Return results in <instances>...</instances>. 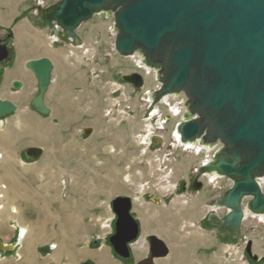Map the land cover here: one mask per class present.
<instances>
[{
  "label": "water",
  "instance_id": "water-1",
  "mask_svg": "<svg viewBox=\"0 0 264 264\" xmlns=\"http://www.w3.org/2000/svg\"><path fill=\"white\" fill-rule=\"evenodd\" d=\"M36 12L55 36L60 33L69 41L76 39L84 22L112 13L115 52L121 57L138 53L146 68L157 70L161 87L154 92L151 107L170 94L186 96L187 113L176 128L180 143L220 145L213 160L197 168L191 184L200 190L198 180L213 174L231 182L214 201L207 220L236 238L245 211L264 215V193L258 183L264 178V0H60L47 8L36 7ZM8 58V49L0 47V62ZM24 67L36 80L37 94L30 107L49 117L45 96L54 65L41 57ZM121 80L137 90L144 86L137 73ZM16 111L14 104L0 100V118ZM42 151L30 147L24 156L37 160ZM132 205L128 197L111 203L116 220L108 242L122 259L130 257L131 246L139 239ZM215 210L226 211L224 218L219 219ZM146 242L149 253L139 264L168 256L163 241L149 236Z\"/></svg>",
  "mask_w": 264,
  "mask_h": 264
},
{
  "label": "rangeland",
  "instance_id": "rangeland-1",
  "mask_svg": "<svg viewBox=\"0 0 264 264\" xmlns=\"http://www.w3.org/2000/svg\"><path fill=\"white\" fill-rule=\"evenodd\" d=\"M58 1L60 0H45V5L41 8L50 7ZM36 3L37 0H0V22L10 26L8 29H0V45L7 48L12 39L13 28L27 19L33 29L42 32L46 38L48 36V42L55 41L45 53L54 61L56 68L54 73L58 84L49 91L48 105L57 113L45 119L44 137L41 133L39 137L35 135L30 139V146L43 150L35 163L45 166L44 180L55 179L58 183V194L62 200L61 218L42 221L46 236L55 235L61 237L62 242H69L76 235L77 240L85 238L84 235L89 231L80 234L81 228L93 227L97 232L94 227L96 225L89 224L88 218L104 216V206L108 201L129 196L133 191L130 184L136 185L141 180L154 181L152 169L159 163L156 157H161L163 162L170 161L167 165L175 164L172 171L176 193L183 189L190 198L194 197L190 206L182 208L185 211H199L200 223L197 228H201L203 235L210 236L208 243L191 249L190 254L196 259L193 264H209L207 259L211 257L218 258L210 264H264V257L260 259L252 251L253 240L246 241L253 234L254 240L258 242L257 246L264 247V225L254 221L256 215H249L243 220V228L236 238L212 226L207 220L208 211L202 217L204 207L213 205L216 198L229 189V180L218 178L213 184L210 180L205 182L206 176H203L201 189L196 191L191 188L197 168L204 164L202 162L205 155L193 156L181 152L180 147L173 145L174 140L170 139L169 133L178 121V116L167 114L165 107H160L162 117L165 116L162 121L152 116L153 108L146 106L145 98L149 92L147 90L152 89L157 81L150 77V71L145 72L139 64L140 56L123 58L115 52L113 14L103 12L95 15L81 24L75 32L76 39L69 41L60 33L55 36L42 24L41 17L36 12ZM70 50L76 56H69ZM85 50L89 51L88 54H84ZM132 73L143 77L142 89L137 90L121 80V77ZM61 99L68 102L58 103ZM182 100L181 97H175L168 103L181 105L184 103ZM182 121L184 119L176 125ZM30 122L37 130V121ZM89 129L91 131L84 135V130ZM115 136L121 138L120 141ZM140 136H146L148 140L138 146L135 142H138ZM109 146H113L116 152L111 149V154H107ZM24 151L19 156V161L31 163L33 160L27 159ZM109 159L113 160V168L110 170L107 167ZM134 162L133 167L131 164ZM163 168L162 165V170ZM129 174L130 184L124 182L125 175ZM60 181H64L65 185L59 186ZM169 202L170 200H164L165 204ZM56 206L55 210L58 209ZM217 211V217L223 216L221 210ZM246 248H250L255 258L248 256ZM204 257L206 262H203Z\"/></svg>",
  "mask_w": 264,
  "mask_h": 264
},
{
  "label": "crops",
  "instance_id": "crops-1",
  "mask_svg": "<svg viewBox=\"0 0 264 264\" xmlns=\"http://www.w3.org/2000/svg\"><path fill=\"white\" fill-rule=\"evenodd\" d=\"M9 27L8 23L0 22V29ZM10 41L7 47L9 61L0 62V100L11 102L17 111L0 118V264H139L148 256L146 240L149 236L163 241L169 251L167 257L154 259L153 264H193L196 259L190 254L191 249L208 243L210 239V236L207 235V238L202 234L200 227L197 228L200 223L199 211H185L182 208L190 206L194 197L190 198L183 189L179 194L175 188L170 194L164 190L160 193L149 185L141 191L137 186L143 180L136 186L130 184L133 191L126 196L133 200L131 214L139 225V239L131 246L129 259L115 255L108 242L115 218L111 200L104 206V216L88 218L89 224L96 225L97 232L93 227L81 228L79 233L89 231L84 235L85 238L77 240L75 233V238L69 242H62V238L55 235L46 236L42 221L57 220L62 216L58 183L55 179L44 180L45 166L35 163L38 159L24 163L23 160L19 161V156L24 149L33 147L30 146L31 137H39L41 133L44 137L47 118L38 115L30 107V102L37 94L36 80L24 65L29 60L47 57L55 71L54 61L45 53L52 48V44L48 42V36L46 38L42 32L33 29L28 19L13 28ZM68 55L76 56L73 50ZM52 78L45 96L51 115L57 113L48 105L49 91L58 84L54 72ZM15 83L21 85L18 90L13 88ZM59 84L58 89L61 88ZM67 102L63 99L58 101ZM31 120L37 121V130L31 126ZM109 148L107 154H111ZM136 162L131 165L134 167ZM155 172L161 171L157 169ZM62 184L64 186L65 182L60 181L59 186ZM64 190L65 187L62 192ZM164 200H170L169 204H165ZM203 210L202 217L207 215V206ZM30 219L33 220L29 222ZM21 230L24 231L22 234ZM217 258L211 257L207 261L210 264ZM203 262H206L205 257Z\"/></svg>",
  "mask_w": 264,
  "mask_h": 264
},
{
  "label": "bare ground",
  "instance_id": "bare-ground-1",
  "mask_svg": "<svg viewBox=\"0 0 264 264\" xmlns=\"http://www.w3.org/2000/svg\"><path fill=\"white\" fill-rule=\"evenodd\" d=\"M115 34H116V31H115ZM135 56H137V57L140 56L139 64L142 66V68L145 70V72L150 71V73H149V74H151L150 77H152L153 79H155L157 81L156 85L152 89H148L147 90L149 92H148V95L146 96V98L144 97L145 98V102H147L146 106L149 107V106H151L152 96H153L154 92L157 91L158 89H160V87H161V82L159 80V75H158L157 71L151 70L150 68H146V66H145V64L143 62V58H142L141 55H139L137 53V54H135L132 57H135ZM123 58H126V57H123ZM175 97H178V98L181 97L183 99L182 101L184 103H181V105H179L178 103H168L169 100H173V99H175ZM186 102H187V98H186V96L184 95L183 92H180V93H177V94L167 95L158 104H156L155 106L151 107V108H153V112H151L152 116L155 117L158 121H162L165 118V116L163 115L164 117H162L163 111L161 110L160 107H165L164 111L165 112L167 111L168 112V113L166 112L167 114H170L173 117L174 116H178V121L175 122V125H176V123L180 122L182 119L185 118V114L187 113V106H185ZM166 105H168L167 106L168 109H167ZM169 109H171V110H169ZM150 111H151V109H150ZM175 125H173V128L170 131L169 135H170V139L174 140V144L173 145L180 147V151L181 152L188 153V154H191L193 156L197 155V157L199 155H200L199 157H201V155H205L204 161L202 163L208 164L209 162H211L213 160L214 156L220 151L219 143H216L214 145H210V144H203L201 141H195V142H192V143L181 144L180 140H179V136L176 133L177 125H176V127H175ZM165 127H166V125L164 126L163 130L165 129ZM147 140H148V137L140 136V139L138 140V142H135V143H136V145L139 146V144L142 145V144H144L143 142H147ZM111 149L116 152V150L113 147H110L109 151H108L109 153L111 152ZM142 149H143V146H142ZM166 156H168V155H166ZM156 158H158L156 161L159 162V163H158V165L156 167L155 166H154V168L152 167L153 169H152V174H151V176L153 175V177H155V180L154 181H145V182L142 181L143 183H140L137 187H138L139 190L142 191L143 189L145 190V188H147L148 185H149V186L155 187L157 192L161 193L162 190H164V192H167V193L170 194L171 191L174 190V188H175V181H174V178H173L174 175H173V171H172L173 167H175V164L173 165L171 163L172 165L171 164L167 165L168 162H170V161H164L163 162V159L161 157H156ZM162 165L164 166V168H163L164 172L163 173H162V171H163L162 170ZM108 167H109V170H110V168H113V160L109 159ZM129 168H130V166L128 168H125V170L126 169L128 170ZM154 169L155 170L159 169V171H161V172L156 174ZM217 179H218V177L215 174H213V175H210V176H206V178L204 180H205V182L207 180L208 181L210 180V182L212 181V182H214L213 184H215V182H217ZM147 180H149V179H147ZM204 180L202 179V181H204ZM198 181L201 182V179H199ZM124 182L128 183V184L131 183L130 182V174L129 175H125ZM229 183H230V187H231V182L229 181ZM258 183L260 184V187H261V189H262V191L264 193V178L259 179ZM246 201H248V199L243 201L242 208L245 207V205L247 203ZM214 209H215L214 205L207 206V210H208L209 213H211ZM215 211H216V213L219 214V212L217 210H215ZM221 213H223L224 216H225L226 211L225 212H221ZM249 215H252V214H250L247 211H245L244 220H245V218H248ZM254 221L260 223L261 225H264V215H257L254 218ZM241 228H243V224H241ZM255 232L256 231H254V234H256ZM252 235H251L252 238L251 237L247 238L246 241L249 242L250 240H253V242H254V245H253L254 249L253 250H254L255 253L258 254V256L260 258L262 255H264V247H263V245H262V248L257 246L258 242L254 240L255 239V238H253L254 235L253 236ZM236 256H237V254H236Z\"/></svg>",
  "mask_w": 264,
  "mask_h": 264
},
{
  "label": "flooded vegetation",
  "instance_id": "flooded-vegetation-1",
  "mask_svg": "<svg viewBox=\"0 0 264 264\" xmlns=\"http://www.w3.org/2000/svg\"><path fill=\"white\" fill-rule=\"evenodd\" d=\"M0 47H2V45H0ZM157 141H159V140H157ZM160 142V141H159ZM220 211V210H219ZM222 212H225L224 210H221ZM223 216H221V217H219V219H223L224 218V214H222ZM115 220H116V218H114V223H115ZM114 223H113V225H112V232H111V235L110 236H112L113 234H114ZM220 230H222V231H224V232H226V233H229L227 230H225V229H222V228H220ZM230 234V233H229ZM246 250V253L248 254V256L252 259V257L254 256V255H252L251 254V250H250V248H246L245 249ZM252 251L254 252V250L252 249ZM255 253V252H254ZM255 254H257V253H255ZM258 255V254H257ZM264 257V255H262L261 257H260V259H262ZM130 258V257H129ZM129 258H127V259H129ZM253 258H255V257H253ZM126 259V260H127ZM255 260V259H254Z\"/></svg>",
  "mask_w": 264,
  "mask_h": 264
},
{
  "label": "built area",
  "instance_id": "built-area-1",
  "mask_svg": "<svg viewBox=\"0 0 264 264\" xmlns=\"http://www.w3.org/2000/svg\"><path fill=\"white\" fill-rule=\"evenodd\" d=\"M44 1L45 0H37L36 6L37 7H43L45 5ZM50 43L53 44V43H55V41H53V42L51 41ZM71 49H73V46L71 47ZM88 52H89L88 50L87 51L85 50L84 54H88Z\"/></svg>",
  "mask_w": 264,
  "mask_h": 264
},
{
  "label": "trees",
  "instance_id": "trees-1",
  "mask_svg": "<svg viewBox=\"0 0 264 264\" xmlns=\"http://www.w3.org/2000/svg\"><path fill=\"white\" fill-rule=\"evenodd\" d=\"M85 264H88V263H85Z\"/></svg>",
  "mask_w": 264,
  "mask_h": 264
}]
</instances>
